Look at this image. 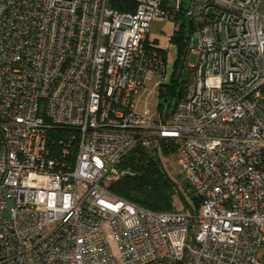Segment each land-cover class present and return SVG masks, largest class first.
Returning <instances> with one entry per match:
<instances>
[{"label":"built area","instance_id":"2783aa9c","mask_svg":"<svg viewBox=\"0 0 264 264\" xmlns=\"http://www.w3.org/2000/svg\"><path fill=\"white\" fill-rule=\"evenodd\" d=\"M179 5L0 0V264H264V0H188L196 60L150 117L136 95L165 64L150 26ZM137 147L175 153L195 212L109 191Z\"/></svg>","mask_w":264,"mask_h":264},{"label":"trees","instance_id":"16d2710c","mask_svg":"<svg viewBox=\"0 0 264 264\" xmlns=\"http://www.w3.org/2000/svg\"><path fill=\"white\" fill-rule=\"evenodd\" d=\"M186 4L184 0H180L179 9L176 16H184ZM183 26V25H182ZM190 33L196 29L195 23L189 19ZM190 34V35H191ZM183 27L175 30L170 40L177 42L178 45L183 41ZM164 55L161 48L157 47ZM181 50L178 49V52ZM179 55V54H178ZM165 59V57H164ZM179 62V56L175 61L176 67ZM189 71L183 73L182 70L176 74L173 71L171 78L164 80L160 85V95L166 98L164 101L175 99L179 86L187 80ZM158 103V110H161L164 104ZM70 133L76 134V131L70 128H56L49 132V140L52 148L59 153H64L63 159L70 161L73 158L76 149L75 136L74 139L67 141ZM63 138V142L59 143L58 139ZM67 141V142H66ZM65 148V152H61ZM64 151V150H63ZM147 148L137 147L128 152L123 158L122 165L128 169V173L122 175L119 179L112 182L108 189L110 192L138 205L154 211H169L175 209L173 204L174 196H176L183 210L195 212L198 205V197L192 192L189 185L185 183L184 188L179 187L165 169L162 167L159 155ZM168 148L163 147L162 152L168 153ZM60 156V154H59Z\"/></svg>","mask_w":264,"mask_h":264},{"label":"rangeland","instance_id":"374dc122","mask_svg":"<svg viewBox=\"0 0 264 264\" xmlns=\"http://www.w3.org/2000/svg\"><path fill=\"white\" fill-rule=\"evenodd\" d=\"M187 4L188 0H184ZM183 25V26H182ZM183 27V41L178 45L177 42L170 40L171 35L175 30H179ZM196 29L193 33H195ZM192 33V34H193ZM189 18L184 15L177 17L176 11H172L167 18H155L150 26L148 34L149 40L154 46L159 47L164 52L165 64H164V80L171 78L173 71L178 74L182 70L184 73L189 68L188 65L195 63L196 54L190 51L189 47L192 45V34L190 35ZM178 49L181 51L178 52ZM179 54V55H178ZM179 56L178 65L175 67V61ZM191 73V70L189 71ZM136 108L139 112L149 115L150 117H156L158 113V103H162L166 98L164 95H160L159 82L154 79H149L145 83V87L136 95ZM74 133H70L68 138H73ZM153 152V151H152ZM156 155H159L162 163V167L168 173V175L178 183L179 187L184 188L186 181L182 178L180 170L176 161V155L173 151H154ZM173 204L176 209L181 210L182 206L179 199L174 196ZM263 249L259 250V258L261 262H264Z\"/></svg>","mask_w":264,"mask_h":264},{"label":"water","instance_id":"95a60500","mask_svg":"<svg viewBox=\"0 0 264 264\" xmlns=\"http://www.w3.org/2000/svg\"><path fill=\"white\" fill-rule=\"evenodd\" d=\"M181 91H182V86H179V88H178V90H177L176 98L180 97V95H181ZM175 103H176V99H175V101H174V103H173V105H172V109L174 108Z\"/></svg>","mask_w":264,"mask_h":264}]
</instances>
